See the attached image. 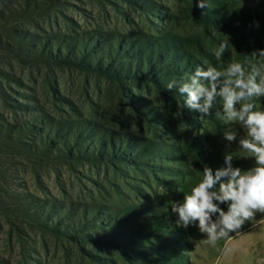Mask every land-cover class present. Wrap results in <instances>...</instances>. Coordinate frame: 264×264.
Returning <instances> with one entry per match:
<instances>
[{
    "label": "rangeland",
    "instance_id": "1",
    "mask_svg": "<svg viewBox=\"0 0 264 264\" xmlns=\"http://www.w3.org/2000/svg\"><path fill=\"white\" fill-rule=\"evenodd\" d=\"M224 1L236 9L264 12V0ZM37 2L39 7L35 9L27 7L33 4L32 0H0V86L1 92L8 96L5 100L0 96V126L33 116L21 111L19 105H34L27 101V96L32 95L45 103L44 83L50 78L57 82L60 94L72 101L71 105H57L58 117L91 121L113 132L115 138L130 135L137 142H154L159 149L143 157L145 161L139 164L44 163L25 158L0 140L1 264H167L166 260L171 259L173 264H264V225L246 224L212 247L204 243L205 238L196 227L178 226L177 216L170 208L173 202H182L184 195L199 182L203 167L215 170L224 166L226 152L233 155L234 167L248 169L254 165V160L239 149L238 142L224 139L227 130L243 134L239 125L217 119L215 109L212 115L200 119V113L192 114L195 110L184 106L181 100H170L152 86L129 82L121 93V89L118 91L115 84L103 78L32 62L29 58L20 59L14 53L18 51L15 43L18 39L12 41L14 33H27L26 55L42 39L52 42V38L64 39L86 32L121 36L137 32L157 37L159 30L181 38L194 62L204 68L213 66L223 70L232 61L245 62L246 68L259 62L249 56L257 49H264V22L250 23L251 37L244 38L243 28L236 32L217 31L197 21L194 8L197 0H140L137 6L127 0ZM228 39L229 49L217 61L213 49ZM255 103L257 110H264V98H258ZM186 119L197 129L187 126ZM189 145L198 148V155ZM166 149L170 150V160L164 159ZM208 154L217 156L214 161L203 160ZM22 198L76 207L98 205L111 213L125 209L123 222L129 226L106 230L126 233L132 226L161 221L166 224L167 233L162 234L164 237L153 234L141 243H127L134 252L110 245L80 248L12 211L15 199ZM221 207L226 210L227 206ZM257 216L261 218L260 214ZM163 218L167 220L164 222ZM85 233L93 234V231L87 229ZM225 245L231 248L230 252L223 251Z\"/></svg>",
    "mask_w": 264,
    "mask_h": 264
},
{
    "label": "trees",
    "instance_id": "2",
    "mask_svg": "<svg viewBox=\"0 0 264 264\" xmlns=\"http://www.w3.org/2000/svg\"><path fill=\"white\" fill-rule=\"evenodd\" d=\"M127 1L137 6L140 0ZM207 2L209 6L206 9L197 7L195 2L194 8L197 21L208 28L229 32L243 28L242 37L245 38L246 35L251 37L250 27L253 26H250V23L264 22V12L236 9L233 5L226 4L224 0H207ZM32 3L27 4V7L35 9L39 7L37 0H32ZM156 33L157 37L137 32L128 36L86 32L64 39L52 38V42L42 39L34 50L26 54L27 56L24 51L26 46L24 39L29 35L14 33L12 41L18 39L15 41L18 51L14 53L20 59L29 58L32 62L55 65L62 69L103 78L115 84L118 91L122 90L121 93L129 82L142 83L146 87L152 86L163 92L170 100L176 98L184 104L185 97L179 93L178 88L170 92L166 87L167 84L172 80L180 81L178 80L180 77L192 74L197 67H204L191 59L181 38L172 35L171 32L156 30ZM204 69L206 70L207 67ZM2 77L5 78L4 75ZM44 85L45 103H42L36 95H32L27 96V101L34 105H19L21 111L33 116H28L29 118L14 124L7 123L0 126V140L8 149L16 150L27 159L44 163L58 161L114 163L116 161L123 165L139 164L145 161L146 158L143 157H149L159 149L154 142L146 140L137 142L130 135L115 138L113 132L91 121H71L58 117L55 115L58 111L57 105H71L72 101L60 94L56 81L48 78ZM1 91L0 86V96L5 100L8 96ZM140 103L145 105L144 102ZM147 113L144 112V115ZM197 113L196 110L192 112V114ZM185 124L192 130L197 129L190 119H186ZM189 146L196 152L195 156L198 155V148L194 145ZM175 149L179 151V148ZM164 152V159L170 160V150L166 149ZM216 156L208 154V157L200 158L214 161ZM78 207L73 204L39 203L22 198L15 199L11 209L21 213L38 227L46 229L54 236L65 237L80 248L83 245H110L134 252L135 250H131L127 243L135 241L141 243L153 234L164 237L162 234L167 233L166 224L161 221L143 227L132 226L126 233L121 230H106L108 227L129 226L123 222L127 213L125 209L111 213L98 205ZM162 220L165 222L167 219ZM87 229L92 230L93 234L85 233ZM121 233L123 235H120ZM111 234L115 237H111ZM137 251L141 254L146 253L145 250ZM173 261L174 259L166 260L167 264H173Z\"/></svg>",
    "mask_w": 264,
    "mask_h": 264
},
{
    "label": "clouds",
    "instance_id": "3",
    "mask_svg": "<svg viewBox=\"0 0 264 264\" xmlns=\"http://www.w3.org/2000/svg\"><path fill=\"white\" fill-rule=\"evenodd\" d=\"M196 6L206 9L207 0H197ZM229 45L228 39L213 49L217 61ZM249 57L259 62L246 68L245 62L232 61L223 70L197 67L192 74L166 86L170 92L178 88L185 97L184 106L200 113V119L212 115L215 109L217 119L239 125L243 134L227 130L224 139L238 142L239 149L254 160L253 166L241 169L233 166L234 157L226 152L224 166L215 170L203 167L202 178L190 193L170 206L178 226L196 227L204 243L212 247L246 224L264 225V110H257L255 103L264 98V49H257ZM221 205H226V210ZM223 251L230 252L231 248L225 245Z\"/></svg>",
    "mask_w": 264,
    "mask_h": 264
}]
</instances>
